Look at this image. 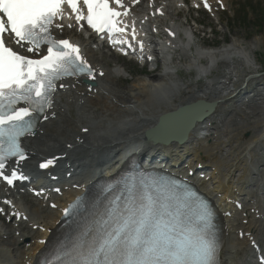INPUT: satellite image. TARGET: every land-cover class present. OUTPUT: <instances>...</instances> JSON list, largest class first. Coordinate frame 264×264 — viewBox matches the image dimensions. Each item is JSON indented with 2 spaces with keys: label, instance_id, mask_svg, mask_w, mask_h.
<instances>
[{
  "label": "bare ground",
  "instance_id": "bare-ground-1",
  "mask_svg": "<svg viewBox=\"0 0 264 264\" xmlns=\"http://www.w3.org/2000/svg\"><path fill=\"white\" fill-rule=\"evenodd\" d=\"M185 1L155 0L153 6L141 3L135 9V11H140L138 13L140 19L136 21L135 31L147 17L145 11L148 10L144 7H148L149 10L154 7L165 9L166 16L157 23L162 30L168 29L170 39L166 38L164 41L165 51L162 60L164 70L162 74L155 77L156 83L154 84L141 81L138 91L134 94H125L112 87L113 83H117L118 78L126 77V71L118 64L109 69V63L105 62L103 57L96 56V51L99 52L101 47L96 48L90 43L94 42L95 44L97 42L95 38L85 41L76 28L68 30V21L59 23L66 30L55 33L79 43L83 48L87 62L96 70L97 76L100 75V72H105V77L103 79L97 77V86L94 87L97 90L92 92H89L88 86L81 80H69L65 84L62 83L64 90L60 85H57L54 108L49 112L46 121L38 126L36 135L26 141L30 159L20 167L23 171L35 175L39 173L38 164L36 166L35 162H44L41 160L42 157L55 158L58 167L48 175L54 176L58 180V185L53 186L51 190L61 188L62 195L60 198L56 197L55 200L49 199L47 209L44 206L46 201L43 199H40L37 206H31V208L29 205L32 202L24 200L27 211L17 203V208L8 209V217H11L13 211L20 213L22 218L28 216V222L25 224L21 218L16 227L17 217L14 216L15 224L13 226L15 228L10 226L8 231L0 234V264H37L38 256L43 251L41 241L50 240L54 236L62 212L67 203L72 200L71 197L85 192L89 183L94 184L100 178L109 176L119 167L120 163L133 155L142 156L165 148H168L166 153L169 157L175 155L172 152L179 154L180 150H183L182 155H178L177 158H184L186 154L193 151L192 157L198 159L195 168L199 163H202L211 169L212 172L205 173V179L199 182L210 189L209 197L219 199L224 204V216L226 213L228 215L225 216L223 264H257L253 261L254 255L251 259H249L250 257L245 258L244 261H240V256L246 255L245 253H253L250 245L255 242L259 246L264 232V159H262L264 153V102L246 106L247 110H250L249 113L242 111V107L245 106L242 104L238 119L227 117L225 120H221L217 116L221 109L224 113H228L230 108L224 105L232 98H237L245 88L239 89L247 79L242 78L245 73H248L249 70L253 71L248 76L247 88L252 86L253 81L261 78L258 76V65L253 59L254 49H257V45L249 46V52L244 43L234 40L231 44L215 49L214 52L196 50L195 54H190L192 51L191 41L192 37H195V32L190 30L191 37L185 43L181 38V31L187 25L180 24L179 20L173 19L171 14L175 10L173 7H176L178 3L183 4ZM217 1L209 0L212 15L216 17H218ZM222 1L226 7L227 0ZM156 9L152 10L156 11ZM155 24L139 29L141 34L146 33L147 35L144 41L150 37V34H153L154 30H160ZM183 33L186 35L188 32L184 31ZM99 46L102 45L99 44ZM177 51L182 53L184 58L189 59V63L185 66L186 71L195 70L200 77H206L212 73L220 61L226 60L228 62L226 74L222 80L216 83H207V86L199 87L197 91L189 90L171 67L173 54ZM111 55H115V53L112 52ZM235 60L238 63L237 66H234L233 61ZM241 63L245 72L240 69ZM151 76L154 78L153 75ZM240 80L243 83L236 86ZM261 81L264 83V79ZM238 90H240L239 93H237ZM185 95L188 96L182 97ZM195 96L206 102H217L219 105L216 112L205 123L198 125L200 132L198 137L204 132H210L214 137L215 130L211 126L214 120L217 129L220 130L217 140L212 142L199 140L196 130L195 132L194 130L190 131L188 143L181 147L176 144L156 145L140 138L145 130L155 125L159 115L195 102ZM161 97L165 99L157 109H148L147 102L149 100L157 101ZM173 97L174 101H171ZM188 97H191L192 100L186 102ZM73 107L78 109H76L75 117L71 113ZM85 130L87 133H84ZM244 134H247L249 138H242ZM80 178H84L86 182L73 183L74 180ZM54 179L50 182H55ZM67 181H72L71 185L67 184ZM74 185H78L79 190L74 189ZM3 192L0 189L1 201L5 198ZM61 200L64 203L60 204ZM51 202H54L59 208L52 210ZM257 210L259 217L256 218ZM43 218H49L51 221L47 222ZM30 223H32L31 227H29ZM34 226H37L36 231L33 230ZM42 227L46 230L44 233L40 231ZM3 229L4 226L0 223V231ZM17 233H19L18 237H16ZM4 238L7 240L6 242H4ZM240 238H244V240H240ZM24 239L27 241L24 242Z\"/></svg>",
  "mask_w": 264,
  "mask_h": 264
},
{
  "label": "snow or ice",
  "instance_id": "snow-or-ice-1",
  "mask_svg": "<svg viewBox=\"0 0 264 264\" xmlns=\"http://www.w3.org/2000/svg\"><path fill=\"white\" fill-rule=\"evenodd\" d=\"M82 2L87 15L80 0H0V177L9 185L27 179L15 170L5 175V166L13 157L19 158L17 163L27 158L21 137L31 134L39 114L51 107L56 81L80 75L94 78L79 46L52 36L57 16L64 18L63 5H70L75 19L86 20L97 32L124 33L128 27H120L123 21L118 19L128 11H117L110 0ZM113 2L127 8L122 0ZM205 7L210 8L207 0ZM55 27L63 29L62 24ZM9 44L18 45L25 54ZM42 47L46 50L42 58L27 55L39 53ZM143 48L140 42L141 51ZM20 104L27 106L18 107ZM82 206L77 200L65 209L66 217L84 215L86 222L71 241L60 245L49 264H220L213 211L186 184L134 179L91 212H82Z\"/></svg>",
  "mask_w": 264,
  "mask_h": 264
},
{
  "label": "rangeland",
  "instance_id": "rangeland-1",
  "mask_svg": "<svg viewBox=\"0 0 264 264\" xmlns=\"http://www.w3.org/2000/svg\"><path fill=\"white\" fill-rule=\"evenodd\" d=\"M236 5H238V7H236ZM244 7L249 8L250 11H252V13H249V15H248L247 22L241 23L240 25H239V22H236L237 25L235 27H232L229 22L228 23L226 22L227 17L231 20L236 19V17L233 14L232 9L239 8V10H241V16H243L242 8L244 9ZM226 8H227V11L226 12H220L218 18L208 17L206 15L205 20H203L202 14L196 13V12L189 13L188 10L186 9V10H183V17L180 18V20L178 18L177 19L179 20V23H182V24H184L187 20L190 21V19H191L194 21H201V22L206 21V25L213 24V26L217 27V32L219 33V37H212L210 35V38H211L210 42L215 43V44L210 45V44L206 43L207 38H209V37L207 36L206 38H204V35L207 34V32H209V30H205L204 32L200 31L199 35H198L196 30L197 31L201 30V27L199 29H196L195 27H193V23L191 22L192 28L195 29V30H193L195 32V37L198 35L199 41L202 40L201 45L203 48H207V49L208 48H217L215 46L222 47L226 44L227 41L229 42L228 44H231V42L234 40L244 43L245 46L248 47V49H249V46H251L252 44H256L257 49H254V52H255L254 56L255 57L253 59L256 61L257 65H258L257 71L260 72L261 74H264V21H263V28L261 30H259L257 28L258 26L255 23H253V20H255V17H256V14H255L256 10L255 9L260 8L259 12L264 13V0H228V7L226 6ZM247 11H248V9H247ZM175 15L178 16L177 14H175ZM248 22H250V23H248ZM218 49H220V48H218ZM249 52H250V49H249ZM105 53H106V51H101L99 53L100 55H97V57H102L101 55L104 56ZM195 53H196V51L190 52V54H195ZM106 55H109V54H106ZM181 55L183 56L182 53H181ZM186 59H188V58H186ZM186 59H184V58L182 59L181 65L184 66L186 64V62H187ZM106 60L109 62V64H108L109 67L116 65L117 64L116 61H118L120 64H124L125 69L127 71H130L133 74L138 72L137 75L134 74L135 77L133 76V80L131 82H128V80H126V79H128L127 72H126L127 75H126L125 82L124 83L123 82H117V84L119 86V91H121L123 93L125 92L127 94L136 93L138 91L137 89L139 88V84H141L143 81H147V82H150L153 84L156 83L155 77L163 72V70H161V68L159 67V69L156 72H154L156 74V75H153L154 79H151V77H146V76L143 77V76L139 75V73H140V71H142V69H140V67H138L134 62L126 61L123 59H119V60L112 59V57H109ZM188 61H189V59H188ZM233 62H235V61H233ZM239 63H240V60H239ZM183 66H181L183 69L180 72V73H183L182 77H181L182 81L186 85H194L196 80H197V77H198V72L195 70L186 71V70H184L185 67H183ZM241 66H242V63L240 64V69H242V71L245 72V68L241 67ZM121 67L124 69L123 66H121ZM226 67H225L224 75L226 74ZM148 74H151V73H148ZM249 74L250 73H245L242 78L243 79L248 78ZM220 76H221V74L215 75V77H218V78H220ZM220 80H222V79H220ZM208 83H210V82H208ZM204 85H205V83L202 86H204ZM206 86H207V84H206ZM191 100H192V98L190 97L188 100H186V102L191 101ZM151 108H152V110L156 109V108L150 107L148 105V109L151 110ZM72 111H73L72 115L75 117V115L77 114V110L73 109ZM229 116L230 115L228 114V118H229ZM249 135H250V133H249ZM243 138L248 139L249 136L247 134H244ZM206 167H208V166H206ZM27 200L30 201L29 199H27ZM258 212L259 211L257 210L256 211V213H257L256 218L259 217ZM3 222H5V221H3ZM9 226H11V224H9ZM16 237H18V236H16ZM240 240H244V238L243 239L240 238ZM262 241H263V239H262ZM262 245H264V243H262ZM242 257L244 259L245 256L241 255V260H242Z\"/></svg>",
  "mask_w": 264,
  "mask_h": 264
},
{
  "label": "water",
  "instance_id": "water-1",
  "mask_svg": "<svg viewBox=\"0 0 264 264\" xmlns=\"http://www.w3.org/2000/svg\"><path fill=\"white\" fill-rule=\"evenodd\" d=\"M215 106L216 103L205 104L201 102L196 105H191L189 107L181 109V112L175 115L165 117L168 118L165 122L176 121V126H180L177 132L180 131V133L178 135L168 136V140H164L163 142L165 144H168L171 141L179 142L180 140H182V142H185L188 133L194 128L195 124L201 122L206 117H209L212 114ZM165 118L163 117L161 120H164ZM163 125L164 124H162L159 129H162Z\"/></svg>",
  "mask_w": 264,
  "mask_h": 264
},
{
  "label": "trees",
  "instance_id": "trees-1",
  "mask_svg": "<svg viewBox=\"0 0 264 264\" xmlns=\"http://www.w3.org/2000/svg\"><path fill=\"white\" fill-rule=\"evenodd\" d=\"M255 10H256V12H255V14H256V23L259 24L257 28L259 30H261L263 28L264 13H262V12L260 13L259 12L260 9H255Z\"/></svg>",
  "mask_w": 264,
  "mask_h": 264
}]
</instances>
